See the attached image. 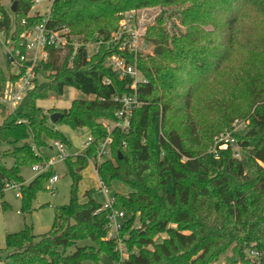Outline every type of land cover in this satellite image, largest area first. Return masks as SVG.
I'll use <instances>...</instances> for the list:
<instances>
[{"label":"trees","instance_id":"trees-1","mask_svg":"<svg viewBox=\"0 0 264 264\" xmlns=\"http://www.w3.org/2000/svg\"><path fill=\"white\" fill-rule=\"evenodd\" d=\"M1 1L0 30L6 38L18 41L42 20L29 16L35 0H10L15 13ZM151 7L161 11L156 25L146 30L153 50L138 60L146 83L137 86L142 105L127 132L108 134L103 125L115 121L119 103L112 98L128 93L131 83L104 65L108 55L119 54L115 48L102 47L90 60L78 54L72 62L50 49L17 108L7 113L0 106V144L11 148L0 153V193L7 183L21 184L25 213L51 176L38 174L25 185L20 169L46 161L42 149L50 143L68 145L57 126L87 129L93 140L69 162V202L54 208L51 228L34 234L26 225L6 234L3 264H256L249 257L252 250L264 264V0H53L49 24L84 41L107 39L120 15ZM5 76L0 67V89ZM66 88L85 98L44 113L38 101L60 97ZM55 112L63 117L51 123ZM234 119L248 121L244 135L235 136L245 164L230 149L209 153L213 137L230 130ZM108 135L109 156L96 168L104 187L123 186L111 194L114 209L126 215L122 260L115 243L106 239L108 211L96 212L101 207L97 190H87L84 202L76 194L74 170L96 157V145ZM72 247L74 252L67 253Z\"/></svg>","mask_w":264,"mask_h":264},{"label":"built area","instance_id":"built-area-1","mask_svg":"<svg viewBox=\"0 0 264 264\" xmlns=\"http://www.w3.org/2000/svg\"><path fill=\"white\" fill-rule=\"evenodd\" d=\"M38 2L39 0H35L34 4ZM136 12L128 11L120 15L117 29L107 39L95 36L92 40L84 41L80 37L74 36L68 28L52 27L49 24L48 15H44L39 24L30 29H25L18 41L12 40L10 36L6 38L4 29L0 30V45L5 49V61L10 67V74L8 75L5 88L0 89V106L7 113L17 108L26 94L33 89L35 81L39 77L38 70L48 62L50 49L55 50L60 55H68L69 61L72 62L78 54L83 55L86 60H90L100 54L102 47H106V49L115 48L119 54L108 55L104 65L115 73L119 79H129L131 83L128 86V93L112 98L114 102L119 103V108L114 112L115 121H112L113 125L104 124V122L103 125L108 134L114 129L127 132L133 112L142 105V102L137 97V86L146 83V79L137 68V64L133 62V59L139 53V45L142 39L141 31L143 30L140 27ZM1 36H4V39H1ZM12 78L14 79L12 80ZM103 83L108 84L109 81L103 80ZM1 107L0 116L3 110ZM92 142V137L89 134L85 144V151L91 147ZM111 142L110 135H108L96 145V157L92 159L96 175V165L108 158ZM52 144L56 148L60 160H65L69 157L64 150L63 143L55 141ZM216 146L219 150L230 149L232 156L241 160V149L233 137L220 136ZM52 165L53 162L47 160L41 166H32L31 171L37 173V175L42 174L51 169ZM57 180L58 177L53 175L48 179V182L53 185ZM20 188L21 184L14 183H7L4 187V189L17 190L18 193L15 195L17 198H20ZM100 190L105 193L107 191L101 182ZM105 210L108 211L106 239L115 243V251L119 253L121 247L118 244L121 243L120 245H122L120 233L123 229L126 215L124 211L114 209L112 197H108L96 212ZM136 227L139 229L138 226H134V228ZM125 254L120 255L121 260L125 257ZM249 257L256 264H259V254L257 252L250 251Z\"/></svg>","mask_w":264,"mask_h":264},{"label":"rangeland","instance_id":"rangeland-1","mask_svg":"<svg viewBox=\"0 0 264 264\" xmlns=\"http://www.w3.org/2000/svg\"><path fill=\"white\" fill-rule=\"evenodd\" d=\"M53 0H39L36 4H33L29 16L39 15L43 17L44 15L50 16L51 6ZM3 7L6 10H9L11 3L10 0L1 1ZM160 9L158 7H151L140 9L136 12L137 19L140 23V27L143 29L141 31L142 39L139 45V53L133 62L138 64L139 57H148L152 55L153 47L146 42L145 34L146 30L149 27L155 26V19L160 14ZM12 13V12H11ZM169 27V23L164 24V27ZM12 32V30L10 31ZM9 32V34H10ZM10 35H8L9 37ZM1 39H4V36H1ZM5 49L0 45V67L5 73V77H8L10 74L6 70L5 65ZM230 68L234 67V64L229 63ZM6 84V82H5ZM5 84L4 87L5 88ZM85 98L80 92L72 88H66L63 95L60 97L50 96L47 99L38 101V106L44 113H47L49 110L53 109H68L71 102L75 99ZM4 116H0V123L2 122ZM104 124L113 125L112 121H103ZM248 121L246 119H234L231 124V129L221 132L215 135L211 141L209 148V153L216 155L219 151L216 144L220 136H230L234 139L235 136H243L246 131V125ZM57 129L65 136L67 139L68 145H64V150L69 155L70 159L67 161L60 160L58 158L57 150L53 147V144H49V148L42 149V152L46 155V161L53 162L51 169L48 170L50 176L56 175L58 180L55 184L51 185L47 181L43 186V191L39 192L36 195V198L32 201L31 209L32 211L28 214L22 211L21 209V199L17 198L15 195L18 193L15 189H4L0 193V250L4 247V240L6 234H14L21 232L25 229L26 225L32 229L34 234H43L47 232L52 225L54 218V208L57 206H63L68 204L70 198V187L72 184V178L69 174L70 163L75 160V157L82 155L85 151V144L89 136L87 129L73 130L66 125H58ZM156 134H159V126L156 127ZM218 138V139H217ZM237 141V140H236ZM6 149H11L6 145L0 144V153ZM242 162L245 164V158L241 153ZM44 161V160H43ZM41 163L34 164L36 166H41ZM13 161L11 159L6 160V166L11 167ZM80 168L78 172L77 169ZM76 168L74 171L79 176V181L76 188L77 198L80 202H84V193L89 189L97 190L95 198L97 201L104 203L108 197H111V194L123 189V186L113 184L111 188H106V193L103 190H100V182L98 176L95 174L93 167V160H88L87 166L81 170V167ZM37 173L31 171V167H23L20 169V176L24 181L28 182L31 179H34ZM20 213V214H18ZM135 222L134 226L137 225ZM137 230V227L135 228ZM160 238H158L159 240ZM89 242H79L78 246L83 244H88ZM121 244V243H120ZM118 246L121 247L119 251V256L127 252L125 246L122 244ZM75 250V247L70 248L67 253L71 254ZM3 256V254H0ZM107 262V261H105ZM223 261L217 262L216 264H223ZM3 264V262H0ZM107 264H112L107 262Z\"/></svg>","mask_w":264,"mask_h":264},{"label":"water","instance_id":"water-1","mask_svg":"<svg viewBox=\"0 0 264 264\" xmlns=\"http://www.w3.org/2000/svg\"><path fill=\"white\" fill-rule=\"evenodd\" d=\"M10 11L12 13H15V11H16V3L15 2L12 4ZM62 117H63V115L61 113L55 112V113L50 115L49 120L51 123H55V122L59 121ZM77 171L79 172L80 168H78Z\"/></svg>","mask_w":264,"mask_h":264},{"label":"crops","instance_id":"crops-1","mask_svg":"<svg viewBox=\"0 0 264 264\" xmlns=\"http://www.w3.org/2000/svg\"><path fill=\"white\" fill-rule=\"evenodd\" d=\"M33 179H31L30 181H32ZM30 181H28V182H26V181H24V184L26 185V184H28ZM99 203H101V202H99ZM102 204V203H101ZM18 214H20V213H18Z\"/></svg>","mask_w":264,"mask_h":264}]
</instances>
